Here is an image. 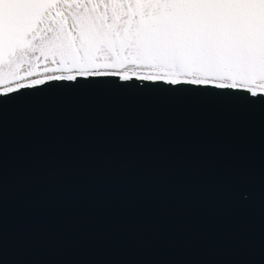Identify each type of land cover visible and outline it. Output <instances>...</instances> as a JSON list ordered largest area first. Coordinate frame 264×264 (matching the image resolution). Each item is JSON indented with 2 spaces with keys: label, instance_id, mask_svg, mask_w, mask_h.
<instances>
[{
  "label": "water",
  "instance_id": "1",
  "mask_svg": "<svg viewBox=\"0 0 264 264\" xmlns=\"http://www.w3.org/2000/svg\"><path fill=\"white\" fill-rule=\"evenodd\" d=\"M46 84L0 107V264H264V106Z\"/></svg>",
  "mask_w": 264,
  "mask_h": 264
},
{
  "label": "snow or ice",
  "instance_id": "2",
  "mask_svg": "<svg viewBox=\"0 0 264 264\" xmlns=\"http://www.w3.org/2000/svg\"><path fill=\"white\" fill-rule=\"evenodd\" d=\"M95 79L264 106V0H0V107Z\"/></svg>",
  "mask_w": 264,
  "mask_h": 264
},
{
  "label": "bare ground",
  "instance_id": "3",
  "mask_svg": "<svg viewBox=\"0 0 264 264\" xmlns=\"http://www.w3.org/2000/svg\"><path fill=\"white\" fill-rule=\"evenodd\" d=\"M95 80H96V79H95ZM95 80H94V81H95Z\"/></svg>",
  "mask_w": 264,
  "mask_h": 264
}]
</instances>
